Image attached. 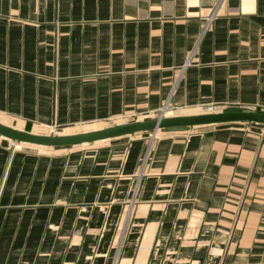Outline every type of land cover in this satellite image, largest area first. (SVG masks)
Segmentation results:
<instances>
[{
	"label": "crops",
	"instance_id": "0c3cea01",
	"mask_svg": "<svg viewBox=\"0 0 264 264\" xmlns=\"http://www.w3.org/2000/svg\"><path fill=\"white\" fill-rule=\"evenodd\" d=\"M164 107L264 112V0H0V123L71 134ZM0 264H264V124L0 134Z\"/></svg>",
	"mask_w": 264,
	"mask_h": 264
},
{
	"label": "water",
	"instance_id": "95a60500",
	"mask_svg": "<svg viewBox=\"0 0 264 264\" xmlns=\"http://www.w3.org/2000/svg\"><path fill=\"white\" fill-rule=\"evenodd\" d=\"M229 122H253L264 124V112L237 108L197 114L162 116L71 134H36L0 123V134L16 141L37 145L67 146L140 131L172 128L185 129L196 125Z\"/></svg>",
	"mask_w": 264,
	"mask_h": 264
},
{
	"label": "built area",
	"instance_id": "2783aa9c",
	"mask_svg": "<svg viewBox=\"0 0 264 264\" xmlns=\"http://www.w3.org/2000/svg\"><path fill=\"white\" fill-rule=\"evenodd\" d=\"M213 15H214V13L212 14V16H211V17H213ZM211 17H210V18H211ZM210 20H211V19H210ZM165 109H166V107L162 108V110H161V112H160V114H159V116H158V117H162V116H164Z\"/></svg>",
	"mask_w": 264,
	"mask_h": 264
},
{
	"label": "rangeland",
	"instance_id": "374dc122",
	"mask_svg": "<svg viewBox=\"0 0 264 264\" xmlns=\"http://www.w3.org/2000/svg\"><path fill=\"white\" fill-rule=\"evenodd\" d=\"M74 132H75V131H74ZM48 134H55V133H52V132H51V133H48ZM57 134H61V133H57Z\"/></svg>",
	"mask_w": 264,
	"mask_h": 264
}]
</instances>
